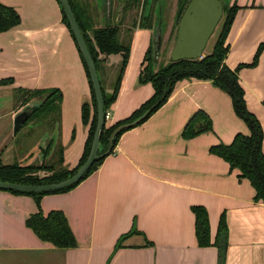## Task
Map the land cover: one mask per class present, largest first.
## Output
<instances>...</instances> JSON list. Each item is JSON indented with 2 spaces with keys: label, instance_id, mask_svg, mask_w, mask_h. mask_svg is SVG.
<instances>
[{
  "label": "crops",
  "instance_id": "1",
  "mask_svg": "<svg viewBox=\"0 0 264 264\" xmlns=\"http://www.w3.org/2000/svg\"><path fill=\"white\" fill-rule=\"evenodd\" d=\"M0 1L20 15L19 24L0 32V79L12 80L0 86L13 92L60 89V118L53 128L58 135L49 138L61 143L62 164L71 168L87 137L81 104L89 99L90 88L61 5L57 0ZM237 2L240 8L227 36L225 62L231 68L251 62L264 41V0ZM150 41L151 29L138 24L110 108L111 122L127 117L153 93L150 82L139 81ZM120 59V53L109 54L102 66L115 71ZM239 76L247 104L264 128V49L258 64L241 68ZM199 109L210 115L213 129L187 138L184 128ZM237 132L250 129L227 92L212 80H178L167 100L125 130L83 180L64 192L41 196L43 213L63 211L75 246L61 248L39 238L25 224L38 209L34 197L0 189V264H219L218 246L197 242L194 204L208 209L212 241L221 214H226L224 264H264V202L255 199L254 186L239 177V169L210 151L213 144L230 143ZM132 228L137 231L115 248L119 236Z\"/></svg>",
  "mask_w": 264,
  "mask_h": 264
},
{
  "label": "trees",
  "instance_id": "2",
  "mask_svg": "<svg viewBox=\"0 0 264 264\" xmlns=\"http://www.w3.org/2000/svg\"><path fill=\"white\" fill-rule=\"evenodd\" d=\"M68 1L72 7L75 19L98 72L103 97V107L106 113L115 101L119 92L121 80L130 56L132 38L130 39V36L127 35L128 39L126 41L120 39L119 35L120 31H122L121 22L123 20V16H121L118 23L111 24V11L108 15L106 14L105 2L100 5L99 0ZM149 2V0H127L124 5V9L127 5L131 6L138 4H141L146 8ZM185 8L186 7L183 5L181 12ZM239 8L240 5L237 0H235L232 4L231 0H225V17L222 22L220 32L216 38L212 51L204 52L202 57L195 59L183 58L175 61L167 59L165 63H162L159 62L158 57H156L153 48V40H151L144 53L141 63L139 81L150 82L153 87V93L127 117L111 123H107L105 120L99 136L102 148L98 150V154L103 153L109 148L110 135L118 125L131 121L136 116L141 114L146 108L154 105L152 110L138 123L132 126L123 127L115 133L111 142V148L107 154L112 152L121 134L125 130L142 123L155 110H157L167 100L178 80L185 78L212 80L215 85L230 95L236 114L247 123L250 132H237L234 139L230 143L219 142L213 144L210 147V151L228 161L231 168L239 169V177L248 178L254 186L256 190L255 199H261L264 202V128L259 117L249 108L247 104L245 89L241 84L239 76L241 68L246 66L253 67L258 64L260 55L264 49V41L259 44L251 62L240 63L235 68H231L225 62V58L230 48L227 43V36ZM61 10L63 21L67 25L74 39L62 7ZM101 20L102 23L100 24ZM151 21V14L147 10V12L143 11L141 13L140 19L137 23H146V26L147 24L151 26ZM19 23L20 15L17 10L13 6L0 1V32L10 29ZM134 23L135 18L132 19L131 25ZM130 27L131 26L126 29L127 31L123 30L125 31L124 33L130 32ZM112 53H120L121 59L115 70L114 78L111 84L112 88L110 91H106L100 77V72L105 57ZM80 56L90 88V97L88 100H84L81 104V119L82 122L87 125L88 131L84 143L83 153L77 164L71 168L64 166L62 164L63 146L59 141L58 143H56V141L53 143V138H50L46 146L43 148V157L40 162H0V180L26 184L55 182L73 174L86 159L90 150L96 125L97 104L87 65L81 53ZM11 81V78L0 79V85L7 84ZM14 91H22L25 94L26 97L23 99L25 102L23 101L22 106L31 99H34V97L40 99L35 111L25 123L34 121L39 125L44 123L46 127L51 129L55 127L56 122H58L60 118V103L62 99V94L59 88H17ZM212 129V118L206 111L199 109L186 124L183 135L190 138ZM107 154L97 157L79 181L69 186L48 191H21L16 189H6L13 193L29 194L34 197L38 209L29 214V216L25 219V224L31 228V230L39 238L61 248H68L76 245L75 236L63 211L59 209H51L47 213H43L40 207V198L46 193L64 192L71 189L83 180L90 172H92ZM40 171H43L44 173H41ZM192 209L195 214V230L198 244L200 246H209L212 244L217 245L219 248V264H224L229 244V227L226 214H221L217 235L215 240L212 241L208 209L202 204H194ZM136 231L137 230L135 228H132L128 232L120 235L115 244V248L122 245L121 242L126 236ZM106 264H108V262Z\"/></svg>",
  "mask_w": 264,
  "mask_h": 264
},
{
  "label": "water",
  "instance_id": "3",
  "mask_svg": "<svg viewBox=\"0 0 264 264\" xmlns=\"http://www.w3.org/2000/svg\"><path fill=\"white\" fill-rule=\"evenodd\" d=\"M58 2L66 15L77 48L85 60L95 93L97 104V120L90 150L86 159L77 168V170L73 174L62 180L41 184H26L0 180V189H16L21 191H48L59 189L76 183L83 176L85 171L88 170V168L97 157L109 152L112 139L118 130L123 127L132 126L138 123L152 110L154 106L151 105L150 107L146 108L141 114L136 116L131 121L118 125L110 135L109 148L103 153L98 154V150L102 148L99 136L101 133L102 125L105 122V111L103 107V97L98 72L96 70L94 61L85 42V39L77 24L69 1L58 0ZM224 3L225 0H190L183 14L180 16V18L177 17L176 19L177 30L175 33L174 41L168 51V59L175 61L183 58L195 59L202 57L210 37L213 35L218 24L222 20L224 14ZM108 6L110 11V0H108ZM161 39V29L159 28L157 30L154 26L152 40L156 57H158L159 55ZM38 104L39 101L37 102V100L31 99L14 114V132H16L29 119Z\"/></svg>",
  "mask_w": 264,
  "mask_h": 264
},
{
  "label": "rangeland",
  "instance_id": "4",
  "mask_svg": "<svg viewBox=\"0 0 264 264\" xmlns=\"http://www.w3.org/2000/svg\"><path fill=\"white\" fill-rule=\"evenodd\" d=\"M127 0H110V11L112 15L111 24L118 23L121 16H123V20L121 22L122 30L127 31L126 29L130 27V32L123 33V38L121 40L126 41L128 39L127 35L132 38V34L134 28L138 26L137 23L141 16L142 6L141 4L138 5H127L124 9V5ZM150 2L147 4L148 10H151V26L146 23L139 24L143 27H148L151 29V40H152V33L153 28L156 24L153 25V15L155 9H157L158 4H160V0L153 1L149 0ZM100 5L103 2L106 3V14L110 13L108 0H99ZM155 2V3H154ZM234 1L231 0V4ZM177 3L178 0H162V9L161 10L162 17V39L161 45L159 48V56L158 61L165 63L168 59V51L174 41L175 32H176V22L174 21V17L177 11ZM188 0L184 3V7H186ZM152 4V8H151ZM160 6V7H161ZM99 14V11H98ZM107 17V16H106ZM225 17V12L223 14L222 20L218 24L215 32L210 37L207 46L204 52H211L213 46L215 44L216 38L220 32L222 22ZM135 18V23L131 25L132 19ZM102 23V20L100 21ZM175 25V27H174ZM124 31V32H125ZM151 42V41H150ZM118 66V65H117ZM110 68L106 69L105 67L101 68L103 75H100L103 85L106 91H110L112 88V81L114 78L115 71L109 70ZM116 70V69H115ZM101 74V72H100ZM25 94L22 91H14L11 89L6 88L5 86H0V162L7 163V162H20V163H36L42 160L43 148L46 146L47 142L49 141V136L58 135L55 129H51L46 127L45 124H36L34 121H29L24 123L16 132L13 131V118L14 114L22 107L23 99L25 98ZM39 101V99H34ZM25 102V101H24ZM141 105V104H140ZM13 108L14 112L11 114L9 110ZM111 108V107H110ZM110 112V109L108 110ZM107 123H111L110 118L106 120ZM58 138V137H57ZM58 143V140H56ZM55 143V144H56Z\"/></svg>",
  "mask_w": 264,
  "mask_h": 264
},
{
  "label": "flooded vegetation",
  "instance_id": "5",
  "mask_svg": "<svg viewBox=\"0 0 264 264\" xmlns=\"http://www.w3.org/2000/svg\"><path fill=\"white\" fill-rule=\"evenodd\" d=\"M153 1H156V0H152V3H153ZM184 1H186V0H178V3H177V11H176V15H175V17H174V21L177 23V17L178 18H180V16L183 14V12H184V10L181 12V8L183 7V3H184ZM190 0H188V2H189ZM160 2V4H158V7H157V9H155V11H154V15H153V25H155L156 24V27L159 29H161L162 28V14H161V10L159 11V8L160 9H162V0H160L159 1ZM155 3V2H154ZM188 4V3H187ZM142 6V5H141ZM161 6V7H160ZM187 6V5H186ZM151 8H152V4H151ZM145 9H146V11H145ZM147 10H148V8L146 7H144V6H142V10H141V12H147ZM148 12L149 13H151V10L149 9L148 10ZM174 27H175V25H174ZM157 29V30H158ZM176 30H177V24H176ZM176 33V32H175Z\"/></svg>",
  "mask_w": 264,
  "mask_h": 264
},
{
  "label": "built area",
  "instance_id": "6",
  "mask_svg": "<svg viewBox=\"0 0 264 264\" xmlns=\"http://www.w3.org/2000/svg\"><path fill=\"white\" fill-rule=\"evenodd\" d=\"M109 118H111V114H110L109 111H107V112L105 113V120H109Z\"/></svg>",
  "mask_w": 264,
  "mask_h": 264
}]
</instances>
